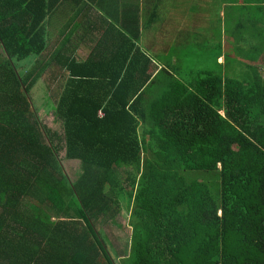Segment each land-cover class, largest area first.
Segmentation results:
<instances>
[{"label":"trees","instance_id":"trees-1","mask_svg":"<svg viewBox=\"0 0 264 264\" xmlns=\"http://www.w3.org/2000/svg\"><path fill=\"white\" fill-rule=\"evenodd\" d=\"M56 12L105 32L86 62L64 50L66 18L50 31ZM42 81L62 135L40 118ZM122 200L115 255L100 223ZM116 260L264 264V0H0V264Z\"/></svg>","mask_w":264,"mask_h":264},{"label":"rangeland","instance_id":"rangeland-1","mask_svg":"<svg viewBox=\"0 0 264 264\" xmlns=\"http://www.w3.org/2000/svg\"><path fill=\"white\" fill-rule=\"evenodd\" d=\"M216 17V6L209 12V21L213 22ZM200 29V28H199ZM209 30V26L207 27ZM154 30V32H153ZM200 33V32H199ZM203 34V33H202ZM150 43L154 44L156 51H159L160 48L164 46L163 35L160 34L159 30L152 29L151 35L149 36ZM1 54L2 50H1ZM202 59H194L190 62V66L193 69H198L203 67ZM56 86H59V81H55ZM56 87V89H57ZM34 101L36 107L39 111L41 120L49 127L51 131H54L62 135V125L57 120L54 114L55 100L52 99V91L48 90L46 82L42 81L38 87L33 92ZM49 142V140H48ZM57 162L61 168V172L67 178H70L72 183H75L83 176L82 164L79 161H69L65 160V153L62 152L60 156L57 157ZM59 169V168H58ZM121 204L122 212L117 215L115 218L116 223H100L104 232L106 233L107 238L111 245L109 250L113 254H121V250H125L129 245L132 228L129 226L130 216H131V207L129 208L122 200ZM116 264H120L119 260H116Z\"/></svg>","mask_w":264,"mask_h":264},{"label":"crops","instance_id":"crops-1","mask_svg":"<svg viewBox=\"0 0 264 264\" xmlns=\"http://www.w3.org/2000/svg\"><path fill=\"white\" fill-rule=\"evenodd\" d=\"M69 12H66L65 17H63L60 12L58 13L56 12L57 14L53 15L54 19L52 20L53 28H51L50 31L53 30L54 35L59 36L60 33L58 32L60 30V27L66 28V23L70 24V28L67 29L69 30V35H71L74 31L77 33L72 36L73 39L71 41V44L67 45V47H65L64 50L67 51V54L73 55V57L77 58L80 61V63L86 62L94 54V51L99 46L97 43L100 41L99 37L101 38L102 37L101 35H104L105 32L104 31L97 32L95 30H91V28L89 27V20H87V22L85 21V23H83V25L79 29L78 28L76 29V25L80 20L77 21V24L75 23L72 24L69 20L72 17H74V15L73 14L70 15ZM60 18H66V20L63 19L66 23L65 22L56 23V21H58ZM156 30H158V25H156ZM62 42L63 43L66 42V37L62 40ZM142 43H145L146 46H149L152 51L156 50L154 48V44L150 43V39L145 40ZM220 63L224 64V60H221Z\"/></svg>","mask_w":264,"mask_h":264},{"label":"built area","instance_id":"built-area-1","mask_svg":"<svg viewBox=\"0 0 264 264\" xmlns=\"http://www.w3.org/2000/svg\"><path fill=\"white\" fill-rule=\"evenodd\" d=\"M100 114H101V116H103V113L102 112Z\"/></svg>","mask_w":264,"mask_h":264}]
</instances>
